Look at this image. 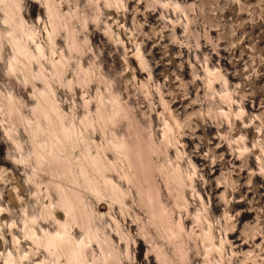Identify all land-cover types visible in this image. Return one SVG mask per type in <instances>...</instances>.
<instances>
[{
	"label": "rangeland",
	"instance_id": "obj_1",
	"mask_svg": "<svg viewBox=\"0 0 264 264\" xmlns=\"http://www.w3.org/2000/svg\"><path fill=\"white\" fill-rule=\"evenodd\" d=\"M8 1L0 0V264L15 251L12 234L32 246L22 211L40 216L58 198V179L31 160L45 84L78 133L75 183H59L81 194L90 227L115 249L106 261L93 243L91 264H264V0H49L52 12L46 0H12L23 31L6 17ZM13 33L36 59L19 57L12 71ZM82 137L123 190L121 203L84 159ZM177 169L180 190L171 180ZM41 226L56 229L51 219ZM45 254L18 263L50 264Z\"/></svg>",
	"mask_w": 264,
	"mask_h": 264
},
{
	"label": "bare ground",
	"instance_id": "obj_2",
	"mask_svg": "<svg viewBox=\"0 0 264 264\" xmlns=\"http://www.w3.org/2000/svg\"><path fill=\"white\" fill-rule=\"evenodd\" d=\"M46 1H47V6L49 8V12H52L53 6L50 4L49 0H46ZM5 8H7L6 17H9V19L12 20L13 23H15V25L16 23H18L17 28L20 29V31H23L24 24H23L22 18L19 17L18 21L15 20V17L18 13L16 12L17 10L15 8L13 1L9 0L8 5L6 4ZM16 32L17 31H15V33ZM28 35L32 36V33H28ZM10 36H11L10 39H12V42H13L16 55L18 56L15 58L14 64L13 65L11 64L12 66L9 69L13 71L16 63L20 61L19 57L24 58L28 60L29 62V60L31 61V58H33L34 56L31 53L29 47L25 43L21 44L19 42V39L17 38V36L14 35V33L13 35L10 34ZM37 50H38V56L42 58L44 50H42L41 47H38ZM34 58L36 59V57ZM55 69L57 70V75L60 76V73L58 72L59 71L58 68L56 67ZM40 76L43 80H46V78L43 77L41 74ZM44 82L47 83L46 81ZM45 85H47L46 87L48 88V92L43 93L41 96L42 98L41 102L43 103V105L41 107H36L38 108L34 113L36 116L35 118L36 124H35V127H31V132H30L33 134L34 138L37 137L35 139H38V137H41L39 138L40 140H39L38 146H36L37 148L35 149V154L31 160L35 163L37 170L44 171L45 168L49 169L50 172H48V174L50 173V176L52 175L53 177L58 179L57 181H51V183H53L54 186L56 187L58 198L55 203L51 200L48 205L46 206L43 205V212H41L40 216L33 215V214L29 215L25 209L22 211L23 213L22 232L24 234L25 240H28L32 244V246H30L28 250L24 249V246L22 245V241H20V239L17 236H14L12 234L11 235L13 239L12 241H13V245L15 247L16 252L13 250L12 252H9L6 256H4L3 264H17L18 262L21 263L22 260L24 259L25 260L32 259L36 257V255L38 254V250L40 249L44 250L46 253L45 254L46 257L43 259H51L52 264H91L88 259H93L94 261L93 243H97L99 249L101 250V255L103 256L102 259H106V261L107 259L110 260V257L113 254L115 257L114 259L116 260V255L114 254L115 249L113 248L111 239L109 240L106 238L102 239L100 230H98L97 227H90V224L93 222L92 213L88 209L83 197L80 196L81 194L80 195L79 193L76 194L74 191H77V190L71 189L72 187L70 186L71 187L70 188L69 185H66V186L61 185L62 182L65 183V181L70 184L75 183V180L73 178V176H75V172L73 171V169H75L73 168L75 161L73 162L70 153L72 152L74 148V143L76 142L75 138L78 133L75 130V127L72 122L67 123L65 121L66 119H65L64 113L60 110L56 100L54 99V92L52 88L49 86V84H45ZM14 98L13 96H10L8 98V103L10 105V113L12 109L15 110L14 109V106H15ZM19 114L20 113H18V115ZM110 117L114 118L112 117V115ZM6 133L13 140V143H14L15 141L12 137L11 130H7ZM81 140L85 144V149H86V155L84 159L91 160L94 166V169H95L94 171L98 172V174H100L103 177V183L107 186V189L110 195L112 196V198L116 202L121 203L124 198V192L112 180L107 179V177L105 176L104 174L105 164L103 161V157H101L100 155L101 153L92 155L88 149V143L86 141V138L82 137ZM123 144H124L123 141H118L116 145H114V147H116L115 148L116 150L122 151L123 153H125V156L128 157V154H126L128 150L124 148ZM16 145L17 147L19 146L17 143ZM24 160L22 159L23 162ZM79 165H81V163ZM172 172L173 174L171 176V180H173L174 184L180 190L184 184L182 181L181 174L178 171V169L173 170ZM80 174L82 176L81 178L85 180L86 185L88 186V184H90L89 186L91 187L94 194L95 193L99 194V188L97 187V185L94 184V181L91 178V176L88 174L87 170L86 169L81 170ZM48 189H49V186L47 187V190ZM147 192H148L147 197L149 199V202L154 206L156 213H158L157 215L160 216L161 219H164L166 209H165L164 204L161 201L160 195L155 194L154 188L152 187H149ZM57 210L58 212L63 213L64 219H60L58 217ZM1 211L2 209L0 208V212ZM50 219L56 225V229L53 231L50 229H45L41 226V221L46 222ZM15 224L14 222L11 223L9 225L10 226L9 228L14 229V227H16ZM76 226L84 232V238L82 240L80 239L81 241L77 240L74 236L73 228ZM61 258L65 259L64 263H62V261L60 262ZM111 262H113V260ZM40 264H48V263H45V260H42Z\"/></svg>",
	"mask_w": 264,
	"mask_h": 264
}]
</instances>
